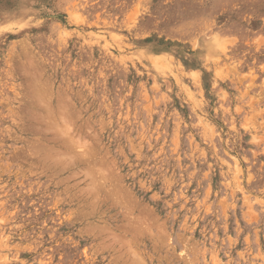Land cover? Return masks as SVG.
<instances>
[{"label": "rangeland", "instance_id": "obj_1", "mask_svg": "<svg viewBox=\"0 0 264 264\" xmlns=\"http://www.w3.org/2000/svg\"><path fill=\"white\" fill-rule=\"evenodd\" d=\"M0 264H264V0H0Z\"/></svg>", "mask_w": 264, "mask_h": 264}]
</instances>
